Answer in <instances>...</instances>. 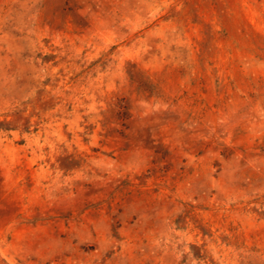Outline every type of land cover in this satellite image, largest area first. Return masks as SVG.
I'll list each match as a JSON object with an SVG mask.
<instances>
[{
	"label": "rangeland",
	"instance_id": "374dc122",
	"mask_svg": "<svg viewBox=\"0 0 264 264\" xmlns=\"http://www.w3.org/2000/svg\"><path fill=\"white\" fill-rule=\"evenodd\" d=\"M0 264H264V0H0Z\"/></svg>",
	"mask_w": 264,
	"mask_h": 264
}]
</instances>
